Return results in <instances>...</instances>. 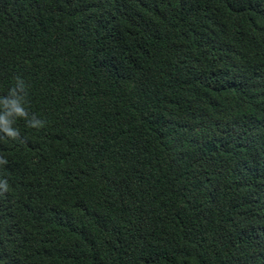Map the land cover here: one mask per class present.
<instances>
[{"label": "trees", "instance_id": "obj_1", "mask_svg": "<svg viewBox=\"0 0 264 264\" xmlns=\"http://www.w3.org/2000/svg\"><path fill=\"white\" fill-rule=\"evenodd\" d=\"M0 264H264V0H0Z\"/></svg>", "mask_w": 264, "mask_h": 264}, {"label": "clouds", "instance_id": "obj_2", "mask_svg": "<svg viewBox=\"0 0 264 264\" xmlns=\"http://www.w3.org/2000/svg\"><path fill=\"white\" fill-rule=\"evenodd\" d=\"M27 94L25 82L17 77L15 87L11 88L6 96L0 97V133L13 140L20 139L19 130L13 126L18 119L25 120L27 126L33 128L39 129L45 125V121L38 119L24 106ZM0 164H7V160L0 157ZM7 191V180H0V194Z\"/></svg>", "mask_w": 264, "mask_h": 264}]
</instances>
